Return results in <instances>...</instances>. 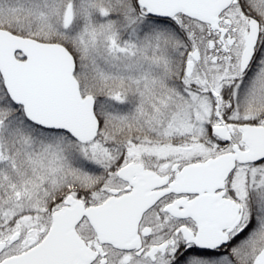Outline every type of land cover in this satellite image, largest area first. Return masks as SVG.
<instances>
[{"label": "snow or ice", "instance_id": "1", "mask_svg": "<svg viewBox=\"0 0 264 264\" xmlns=\"http://www.w3.org/2000/svg\"><path fill=\"white\" fill-rule=\"evenodd\" d=\"M0 264H264V0H0Z\"/></svg>", "mask_w": 264, "mask_h": 264}]
</instances>
